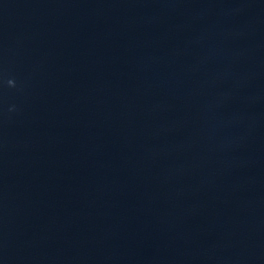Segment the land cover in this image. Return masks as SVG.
I'll return each mask as SVG.
<instances>
[{"label":"water","instance_id":"water-1","mask_svg":"<svg viewBox=\"0 0 264 264\" xmlns=\"http://www.w3.org/2000/svg\"><path fill=\"white\" fill-rule=\"evenodd\" d=\"M0 264H264V0H0Z\"/></svg>","mask_w":264,"mask_h":264}]
</instances>
